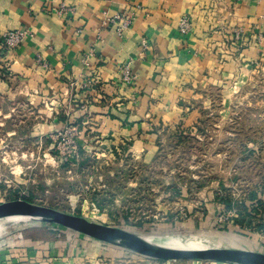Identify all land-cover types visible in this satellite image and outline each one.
<instances>
[{
	"label": "rangeland",
	"instance_id": "rangeland-1",
	"mask_svg": "<svg viewBox=\"0 0 264 264\" xmlns=\"http://www.w3.org/2000/svg\"><path fill=\"white\" fill-rule=\"evenodd\" d=\"M23 91L17 90L10 108L0 106V204L23 200L157 241L224 235L220 247L264 254V70H251L229 87L198 91L182 121L163 130L153 147L132 141L119 146L77 122L34 134L42 132L35 129L44 121L40 107L54 111L60 102L28 96L25 106ZM72 101L66 102L68 113L77 105ZM92 242L98 241L35 221L0 237V247L44 246V264L59 261L52 253L56 244L74 251L80 243L89 252Z\"/></svg>",
	"mask_w": 264,
	"mask_h": 264
},
{
	"label": "crops",
	"instance_id": "crops-1",
	"mask_svg": "<svg viewBox=\"0 0 264 264\" xmlns=\"http://www.w3.org/2000/svg\"><path fill=\"white\" fill-rule=\"evenodd\" d=\"M130 14L136 20L122 33L119 24H105ZM183 17L191 19L189 34L179 31ZM15 30L27 34L7 62L0 57V106H13L19 88L25 106L28 96L37 103L55 96L54 111L39 109L44 121L37 135L77 122L119 146L153 147L163 130L182 121L198 91L229 87L251 70H264V0H0V43ZM235 30L242 31L239 41ZM126 66L135 77L130 85L123 81ZM88 78L96 84L87 92L70 86ZM70 99L77 105L68 113ZM59 245L52 252L59 261L52 264H174L137 260L100 241L87 246L89 252L80 243L74 251ZM43 248L1 246L6 256L0 261L44 264Z\"/></svg>",
	"mask_w": 264,
	"mask_h": 264
},
{
	"label": "water",
	"instance_id": "water-1",
	"mask_svg": "<svg viewBox=\"0 0 264 264\" xmlns=\"http://www.w3.org/2000/svg\"><path fill=\"white\" fill-rule=\"evenodd\" d=\"M3 217H23L28 221L58 225L94 240L159 261L198 260L233 264H264L263 253L232 247L173 249L136 232L91 222L84 217L69 215L23 200L0 204V218Z\"/></svg>",
	"mask_w": 264,
	"mask_h": 264
},
{
	"label": "built area",
	"instance_id": "built-area-1",
	"mask_svg": "<svg viewBox=\"0 0 264 264\" xmlns=\"http://www.w3.org/2000/svg\"><path fill=\"white\" fill-rule=\"evenodd\" d=\"M66 11V7L62 6L60 9V13H63ZM136 18L134 14H130L129 17L125 16H117L112 19H107L105 24L111 23V24H119L117 30L119 33H122L126 28L130 27L134 24ZM179 31L182 34H189L192 31V24L191 19L189 17H183L181 21L179 22ZM27 32L21 31V30H15V31H9L6 33L3 37V40L0 43V57H3L4 62L6 61V54L8 52H11L15 50L19 45H21L24 41V38L26 36ZM234 38L236 41H239L242 39V31L241 30H235L234 32ZM143 46L145 48L149 47V44L147 41H143ZM2 59V58H1ZM8 67V65H7ZM123 74V81L126 84H132L135 77L131 72L130 66H126L122 69ZM96 84L95 79H84L79 84L71 83L70 86L73 87H79L81 91L87 92L89 91L94 85ZM103 261H98L99 264H101Z\"/></svg>",
	"mask_w": 264,
	"mask_h": 264
},
{
	"label": "bare ground",
	"instance_id": "bare-ground-1",
	"mask_svg": "<svg viewBox=\"0 0 264 264\" xmlns=\"http://www.w3.org/2000/svg\"><path fill=\"white\" fill-rule=\"evenodd\" d=\"M24 222H30L23 217H3L0 218V237L3 233L10 229L11 227L17 226ZM193 236V235H192ZM226 237L224 235L210 236L201 235L193 237H173L170 239L158 240L157 242H162L165 245L178 246L183 245L185 248H205L209 246L220 247L226 244ZM234 242V241H233ZM234 244V243H233ZM239 247V246H238ZM237 247V248H238ZM240 249V248H238Z\"/></svg>",
	"mask_w": 264,
	"mask_h": 264
}]
</instances>
